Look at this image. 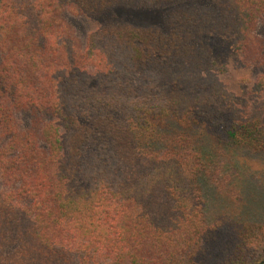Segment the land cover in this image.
Returning a JSON list of instances; mask_svg holds the SVG:
<instances>
[{
	"label": "trees",
	"instance_id": "obj_1",
	"mask_svg": "<svg viewBox=\"0 0 264 264\" xmlns=\"http://www.w3.org/2000/svg\"><path fill=\"white\" fill-rule=\"evenodd\" d=\"M125 5L168 6L166 32L109 22L82 48L63 18ZM263 17L264 0H0V264H264V182L231 213L221 172L264 159V119L189 78L264 65Z\"/></svg>",
	"mask_w": 264,
	"mask_h": 264
},
{
	"label": "rangeland",
	"instance_id": "obj_2",
	"mask_svg": "<svg viewBox=\"0 0 264 264\" xmlns=\"http://www.w3.org/2000/svg\"><path fill=\"white\" fill-rule=\"evenodd\" d=\"M167 12L168 6L163 5L155 7H129L125 5L112 7L102 16L73 15L67 12L63 15V18L70 26L80 46L84 48L88 35L98 27L109 22H117L137 28L159 27L162 31L166 32L165 17ZM255 36L264 45V17L257 24ZM245 60L225 55L218 61L213 71L208 72V74L192 73L189 75V78L192 83L199 81L219 83L225 92L240 100L241 104L245 106L247 120L253 123L264 119V84L260 93L256 90L257 82L260 79L264 81V65ZM21 118L22 127L24 129L28 128L30 116L25 113L21 115ZM235 155L237 156L232 158L231 162L227 164H231L230 168H224L221 171L233 176L232 183L235 185L236 191H241L242 189V193L238 192L240 198H232V207L229 209L231 213L239 209H233V207L236 208L241 202L243 204L244 195L248 191L245 189L246 181L249 180L250 183L253 182L256 186H261L264 182L262 180L264 173L262 171L264 169L263 158L252 157L245 152ZM221 175L225 176V173H221ZM251 191L255 193V187ZM224 206L222 199L209 200L204 209L207 221L212 222L217 218L216 216L220 211L224 210ZM249 213H253V215L256 213L258 218H264V208H261L260 205L259 207H250Z\"/></svg>",
	"mask_w": 264,
	"mask_h": 264
}]
</instances>
